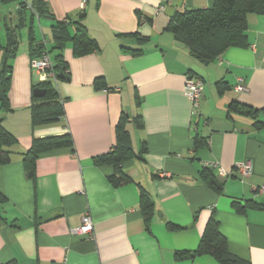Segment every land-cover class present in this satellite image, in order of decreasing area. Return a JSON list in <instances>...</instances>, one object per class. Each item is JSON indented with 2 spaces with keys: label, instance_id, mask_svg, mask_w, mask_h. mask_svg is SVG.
Segmentation results:
<instances>
[{
  "label": "crops",
  "instance_id": "0c3cea01",
  "mask_svg": "<svg viewBox=\"0 0 264 264\" xmlns=\"http://www.w3.org/2000/svg\"><path fill=\"white\" fill-rule=\"evenodd\" d=\"M25 1L29 16L32 0ZM44 1L54 19L35 17L30 29L27 18L10 60L11 110L2 114V124L17 145L10 161L0 165L6 197L0 206V264H220L209 254L176 257L197 247L212 214L229 252L264 264V209L237 210L233 204L264 203V192L256 190L264 184V126L228 115L232 100L264 107V15H246L247 46L230 47L202 63L167 26L175 12L209 8L214 0H86L83 6V0ZM11 6L0 5V14L5 9L14 21ZM55 20L70 22L71 34L79 20L97 49L75 55L73 42L64 43L60 53L69 75L57 79L64 116L34 126L31 104L39 77L29 65L30 35L46 38L51 48ZM0 40L5 44L4 26ZM3 57L0 51V67ZM190 74L203 82L198 107L184 91ZM237 84L247 90L236 91ZM122 114L131 120L125 128L135 156L122 164L131 181L115 186L109 180L113 166L92 158L112 149ZM67 132L73 147L40 154L29 179L21 153L33 137ZM196 134L204 141L194 148ZM245 161L251 174L240 179L236 166ZM208 163L217 165L213 172L224 180L221 193L200 177ZM141 189L153 203L147 219L139 207ZM86 213L93 234L71 233Z\"/></svg>",
  "mask_w": 264,
  "mask_h": 264
},
{
  "label": "trees",
  "instance_id": "16d2710c",
  "mask_svg": "<svg viewBox=\"0 0 264 264\" xmlns=\"http://www.w3.org/2000/svg\"><path fill=\"white\" fill-rule=\"evenodd\" d=\"M9 4L12 5L16 18L14 21L6 17L3 18L6 35L5 44H2L0 40V51L4 53L0 67V165L10 161V156L16 151L14 149L17 145L16 137L2 124V114L11 110L8 99L11 82L10 60L17 50L18 30L25 25L27 18L30 21V29L33 27L35 17L45 16L54 19L44 0L31 1L29 16L25 0H0V5ZM248 13L264 15V0H214L213 5L209 8L177 11L171 16L167 29L174 34L177 41L188 49L194 58L202 63H209L230 47L248 45L245 33L246 15ZM69 24L70 22L64 20H55V24L51 27V48L47 46L46 38L36 41L32 33L30 35L31 58L40 56L42 50L46 49L51 56L53 62L51 69L55 75V78L39 80L33 85V89L42 88L45 90L41 97L33 95L31 119L34 126L55 123L64 116L65 98L60 96L57 89L58 75L62 74L64 77L69 75L68 65L60 53L64 43L68 40L73 42L75 55H82L97 49L96 41L88 36L85 26L79 20L73 22L74 31L72 34L68 28ZM139 41H145V38L142 37ZM53 50L58 51L54 56L51 54ZM132 51L137 54L140 49ZM189 76L192 77V74ZM233 114L250 118L255 128L264 126V120L260 119V115L264 114V107L254 108L248 104L232 100L228 105V115ZM136 119L138 118L132 120ZM128 121L131 120L122 114L115 127V142L112 149L92 158L94 164L107 163L113 166L114 173L109 176V180L115 186L131 181V178L122 169L123 162L135 156L130 144L129 133L125 128ZM203 141V138L196 134L194 136V148L201 146ZM62 147H73V140L69 132L33 137L29 148L21 153L26 176L29 179L34 178L35 161L40 154ZM213 169L214 167L206 165L199 172L200 177L212 190L221 193L224 180L219 179L214 174ZM5 200V195L0 191V206ZM233 204L237 210H244L248 206L264 209V203H257L254 200H245L243 203L234 201ZM139 207L146 219L151 216L153 203L144 189L140 190ZM1 221H3V217L0 210ZM169 227L177 228L171 223H169ZM201 254L211 255L220 264H251L249 260L237 257L228 251L226 238L221 233L219 222L213 214L210 215L206 223L197 247L192 251L176 252V257L194 258ZM4 264L16 263L9 261Z\"/></svg>",
  "mask_w": 264,
  "mask_h": 264
},
{
  "label": "built area",
  "instance_id": "2783aa9c",
  "mask_svg": "<svg viewBox=\"0 0 264 264\" xmlns=\"http://www.w3.org/2000/svg\"><path fill=\"white\" fill-rule=\"evenodd\" d=\"M86 0L82 1V6L85 4ZM52 59L50 54L46 49L42 50L40 56L31 58L29 61L30 68L35 70L38 74L39 80H45L47 78H55V75L51 69L52 67ZM203 82L195 77H186L184 91L188 98L191 100L194 107H198V98L202 94ZM236 91H246V87L242 84H237L235 86ZM207 165L212 166L214 168L217 165L213 163H208ZM219 173L223 176H228L224 170L219 168ZM236 172L238 173L240 179H244L251 174V165L248 161L241 162L236 166ZM257 191L264 192V184L259 186ZM71 233H84L91 236L93 234V223L88 213L82 216L81 225L78 227H74L71 229Z\"/></svg>",
  "mask_w": 264,
  "mask_h": 264
},
{
  "label": "water",
  "instance_id": "95a60500",
  "mask_svg": "<svg viewBox=\"0 0 264 264\" xmlns=\"http://www.w3.org/2000/svg\"><path fill=\"white\" fill-rule=\"evenodd\" d=\"M58 76L61 77V74H59ZM44 93H45V90L42 88L33 89V95L36 97H41V96H43Z\"/></svg>",
  "mask_w": 264,
  "mask_h": 264
},
{
  "label": "rangeland",
  "instance_id": "374dc122",
  "mask_svg": "<svg viewBox=\"0 0 264 264\" xmlns=\"http://www.w3.org/2000/svg\"><path fill=\"white\" fill-rule=\"evenodd\" d=\"M0 13H1V11H0ZM2 13H4V17H6L5 15H6V13H5V9L2 11ZM1 16V14H0V32L2 33L3 32V18L4 17H2Z\"/></svg>",
  "mask_w": 264,
  "mask_h": 264
}]
</instances>
